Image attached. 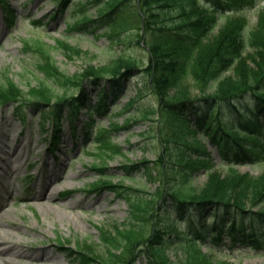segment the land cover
<instances>
[{
	"label": "trees",
	"instance_id": "trees-1",
	"mask_svg": "<svg viewBox=\"0 0 264 264\" xmlns=\"http://www.w3.org/2000/svg\"><path fill=\"white\" fill-rule=\"evenodd\" d=\"M258 1L104 0L94 20L83 17L84 27L90 25L110 40L128 29H138L149 54L144 69L147 82L168 128L165 136L180 148L178 162L186 166L181 180L198 168L208 171V179L198 190L175 183L151 196L127 186H108L127 203L128 219L98 226L102 252H97V244L84 240L74 250L66 248L77 264H229L198 248L205 241L221 245L224 239L232 246L264 249V173L253 176L231 166L258 159L264 148V10L258 11L252 28L245 13ZM222 17L225 21L220 25ZM32 44L26 45L27 50L38 55L36 68L43 77L25 91L6 74L0 85V108L10 107L23 123L28 113L38 114L41 131L51 120L55 135L65 121L74 131L83 109L88 114L117 98L130 70L137 67L132 61L123 71L118 61L71 76L61 71L44 44ZM60 45L66 53L74 52L66 43ZM186 78L199 96L192 98L188 90L180 89ZM88 86L97 90L98 101L84 106ZM70 89H77L76 94ZM180 125L187 131L180 138L183 142L176 133ZM200 132L219 151L226 175L209 171L208 154L185 144L187 135ZM104 133L99 129L94 135L97 148L106 156L118 147ZM184 147L196 158L185 155ZM162 177L168 178L166 173ZM156 201H160L158 207ZM147 222L150 229L146 232ZM169 249H180L182 259L172 260Z\"/></svg>",
	"mask_w": 264,
	"mask_h": 264
},
{
	"label": "rangeland",
	"instance_id": "rangeland-1",
	"mask_svg": "<svg viewBox=\"0 0 264 264\" xmlns=\"http://www.w3.org/2000/svg\"><path fill=\"white\" fill-rule=\"evenodd\" d=\"M103 1L93 0L90 4L87 0H66L64 5L59 6L55 0H6L15 18L11 26L6 22L0 6V85L5 83L6 74L25 91L41 81L43 76L36 68L37 55L26 50V45L31 46L34 42L44 44L61 71L71 76L89 67H100L111 62L122 61L120 69L124 71L132 61L137 66L136 70H130L132 75L124 82L122 95L110 103L108 112L111 117L100 114L91 121L97 127H108L109 131L110 120H114L116 126L126 125L125 129L111 135L117 146L121 147V153L111 155L109 160L98 159L96 150L89 147L92 140L82 138L79 130L76 139L71 140L66 122L57 151L49 152L50 140L45 135H39L37 129L31 126L22 128L18 120L12 118L10 109L0 110V158L7 157L11 150L21 152L20 157L9 160L8 166L4 167L0 162V203L4 201L5 206L0 210L4 218L0 221V232L20 242L27 255L15 257V264H75L64 248L74 250L83 240L97 244V252L103 251L98 244V226H108L114 221L125 223L128 213L125 202L116 198L111 191L89 192L97 180H111V184L120 183L152 193L155 188L161 190L162 186L158 184L161 182L162 167H166L169 178L165 184L170 187L181 183L185 188L190 185L200 189L207 182L208 176L203 169L190 175L189 182L181 180L182 168L186 166L178 162L180 148L169 143L165 136L168 128L162 123L157 97L150 91L148 76L143 70L149 62V56L140 44L138 29L123 31L109 41L107 37L88 31L91 27L87 30L77 28L83 13L88 11L90 18H94L98 12L91 5ZM260 10H264V0L254 9L247 10L251 28L255 26ZM53 11L55 15L51 16ZM224 21L222 17L220 25ZM59 42L74 48V52L66 53L59 47ZM57 89L58 93H62V89ZM180 89L188 90L192 98L199 96L189 78L183 81ZM87 90L93 93L92 87L88 86ZM68 92L75 90L70 89ZM89 100L93 103L96 98L91 95ZM37 117L36 113L29 114V122L34 124ZM125 117L128 119L126 123L123 120ZM80 122L76 121L77 126L82 125ZM176 133L178 141L183 142L180 138L187 133L186 129L180 125ZM184 139L185 144L190 146L196 145L198 141L197 145L210 154V164H214L213 168L216 169L214 171L226 175L227 170L218 167L219 154L205 143L203 135H187ZM144 161L148 163L130 169L131 172L121 170L122 165ZM95 167L106 169L103 173L106 178L102 175L99 177L97 171L93 170ZM235 169L239 173L260 176L264 173V158L257 163L240 164ZM1 170L6 172L1 173ZM26 170L34 176L33 181L26 182ZM50 170L55 175L60 174L62 180L65 178V182H51L53 188H57L55 198L49 201L25 200L39 192L49 195L46 186L52 177ZM151 172L155 178L147 179ZM64 191L71 192L64 194ZM181 226H185V223L182 222ZM148 230L147 222L145 231ZM201 249L209 252L206 245H201ZM170 252L174 261L179 262L183 257L180 250ZM44 253H47L48 259L43 261L36 258ZM212 257L229 264H264V253L254 254L235 248L225 252V259H221L218 253H213Z\"/></svg>",
	"mask_w": 264,
	"mask_h": 264
},
{
	"label": "bare ground",
	"instance_id": "bare-ground-1",
	"mask_svg": "<svg viewBox=\"0 0 264 264\" xmlns=\"http://www.w3.org/2000/svg\"><path fill=\"white\" fill-rule=\"evenodd\" d=\"M10 152H8L7 157H4L3 159L0 158V162L3 163L2 165L4 167L8 166L9 160L15 159V157L18 158L21 156V152H19L17 149L11 150ZM2 172L5 173L6 171L1 170V173ZM50 172L52 174V177L50 180H48L49 183L46 186V190L49 189L48 191L49 195L46 196L44 195L43 192H39L38 195H30L27 199H32L34 201L47 199L49 201L55 198V196L57 195V188H53L54 186L52 185V183L58 184L62 180V176L60 174L55 175L54 174L55 172L53 170H50ZM70 177L71 176H69L68 178L70 179ZM62 182H65V178L62 180ZM3 204H4V201L0 203V210L4 209L5 207L3 206ZM3 220L4 218L0 215V221H3ZM46 255L47 253H44V254L39 255L36 258L44 261L49 258ZM20 256L21 257L27 256L25 255L24 249L21 248V243L15 240L14 238H12V236L5 237L4 232L1 231L0 232V264H15V257H20Z\"/></svg>",
	"mask_w": 264,
	"mask_h": 264
}]
</instances>
